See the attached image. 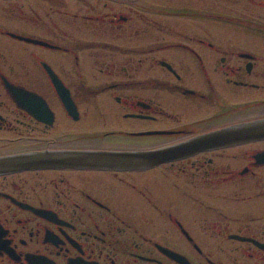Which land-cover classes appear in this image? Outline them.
Here are the masks:
<instances>
[{
	"label": "flooded vegetation",
	"instance_id": "obj_1",
	"mask_svg": "<svg viewBox=\"0 0 264 264\" xmlns=\"http://www.w3.org/2000/svg\"><path fill=\"white\" fill-rule=\"evenodd\" d=\"M260 122L264 0H0V264H264V136L210 145Z\"/></svg>",
	"mask_w": 264,
	"mask_h": 264
},
{
	"label": "water",
	"instance_id": "obj_2",
	"mask_svg": "<svg viewBox=\"0 0 264 264\" xmlns=\"http://www.w3.org/2000/svg\"><path fill=\"white\" fill-rule=\"evenodd\" d=\"M257 136H264V122L225 130L215 137H210L215 144H224L237 140L251 139ZM209 144L210 140L203 141ZM190 146L181 148L178 151L169 149L151 153H42L35 155H22L11 159L9 165L13 170H31L39 168L54 167H75L95 169H116L127 170L145 168L170 160L174 154L191 152ZM178 156V155H175Z\"/></svg>",
	"mask_w": 264,
	"mask_h": 264
}]
</instances>
